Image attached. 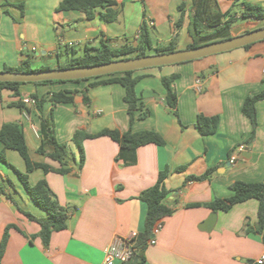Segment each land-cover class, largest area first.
Returning <instances> with one entry per match:
<instances>
[{
	"label": "crops",
	"instance_id": "obj_1",
	"mask_svg": "<svg viewBox=\"0 0 264 264\" xmlns=\"http://www.w3.org/2000/svg\"><path fill=\"white\" fill-rule=\"evenodd\" d=\"M64 0H0V72L19 68L30 61L33 68H56L62 62L83 57L101 42L113 48L137 46L140 28L147 22L154 46L176 38L177 50L192 43L189 35L192 0H112L113 6L98 8L89 19L85 13L59 10ZM185 4L184 19L180 6ZM22 5V8L20 7ZM223 14L235 19L232 37L246 34L264 24L247 15L248 7L264 10V0H218ZM112 18L106 21L104 16ZM154 51H150L153 54ZM137 93L150 116L130 123L124 101L125 89L119 84L90 90V104L76 96L75 104L53 108L54 136L71 152L66 175L41 169L28 174L32 186L45 179L60 205L69 214L67 229L54 232L44 245L41 227L21 211L43 219L47 214L31 200L13 168L0 161V243L8 229V241L0 264H103L105 249L116 240L131 238L145 229L147 205L139 199L154 187L159 174L169 169L165 181L170 192L167 204L173 216L161 222L154 244H148L145 264H257L264 255V225H259V202L248 200L229 212L207 207L215 199L232 196L230 186L238 181L264 183V100L257 103L258 126L252 134L250 120L243 113L245 100L264 91V41L250 48L210 56L201 60L141 70ZM178 75L173 84L178 95L180 121L166 103L164 77ZM201 80L203 91L196 89ZM90 83V82H89ZM87 84L26 85L21 96L12 91L0 93V130L8 123L22 127L33 162L60 164L38 153L40 112L30 109V120L12 106L18 101L45 96L60 90L81 91ZM24 103V102H23ZM52 106L45 103L44 110ZM218 117L217 131L202 136L196 126L198 116ZM104 129L155 131L164 146L146 145L135 152L133 163L120 158V147L112 139L87 140L83 147L85 163L72 142L77 131L98 134ZM245 145L236 164L230 158ZM47 153L53 151L45 145ZM132 157L131 154H127ZM6 159L25 173L26 163L13 150ZM211 175L204 181L186 182L190 176ZM216 213L210 228L209 221ZM140 264L135 253L128 264ZM121 264V263H117Z\"/></svg>",
	"mask_w": 264,
	"mask_h": 264
},
{
	"label": "trees",
	"instance_id": "obj_2",
	"mask_svg": "<svg viewBox=\"0 0 264 264\" xmlns=\"http://www.w3.org/2000/svg\"><path fill=\"white\" fill-rule=\"evenodd\" d=\"M112 0H64L59 10H76L86 14L89 19L93 18V12L98 8H105L113 6ZM22 8V5L20 6ZM185 4L180 6L182 17L176 24L179 29L183 24ZM248 14L254 16L257 20H264V10L260 7H248ZM191 21L189 24V35L192 43L187 49H194L208 44L219 41H225L232 38V27L235 24L233 17H228L223 14L218 7V0H192L191 6ZM106 21H110L108 15L104 16ZM264 28V24L257 29ZM252 30V31H254ZM250 31V32H252ZM249 33V32H248ZM254 45V44H253ZM252 45L245 47L250 48ZM150 51H154L150 54ZM178 51L176 38L172 39L165 45L154 46L148 24L144 21L140 28V36L137 46L123 45L118 48H113L105 42L96 49L88 50V53L80 58L71 59L66 62V65L60 64L56 68H76V67H89L97 66L105 63H110L117 60H128L132 58L146 57L149 55H160ZM54 69L48 66H40L33 68L30 61H25L19 68L6 67V72H36ZM139 71L112 74L97 78H90L77 81H47L39 83H0V93L4 90L12 91L14 97L21 96V87L26 85L34 86H47L54 84H87L81 91L78 90H60L50 92L45 96L32 95L36 100V108L40 112L41 124L39 128V135L42 140V146L38 150L41 156L46 159L57 162L60 168H55L46 162L36 163L33 162L29 149L25 142L24 131L22 127L15 123L5 124L0 130V161L7 164L15 170L24 188L29 194L31 200L47 216L43 219H37L29 213L20 209V211L28 217L30 221L37 222L41 227L40 237L44 245H49L50 238L54 232H60L67 229L69 214L66 208L62 207L51 191L48 182L43 179L36 185L32 186L29 182L28 174L34 170L41 169L45 174L57 173L66 175L70 169L68 168V161L71 158V152L67 144L58 143L54 136V123H53V108L58 105L75 104L76 96L81 93L84 103L90 104L89 93L90 90L102 85L119 84L125 89L124 101L128 107V114L131 125L136 120H144L150 116V111L147 110L137 93V86L142 80V76L137 75ZM178 75L171 77H164L162 85L166 90V103L171 109L176 118L179 119L178 114V95L173 87L174 82L178 79ZM90 82V83H89ZM264 100V91L258 95L248 97L243 105V113L250 120L252 125V134L258 126V113L257 103ZM45 103L52 106L50 111L44 110ZM12 106L20 109L22 112L30 113V109L22 101H18ZM218 117H206L199 115L196 126L202 136H209L214 134L218 128ZM101 137H108L116 142L120 147V158H123L130 163L135 162V152L137 149L146 145L155 144L164 146L165 141L155 131L133 132L128 131L121 133L118 130L104 129L98 134H88L84 131H77L73 137L72 142L76 146L80 155V164L78 168L81 170L85 163V151L83 144L87 140L98 139ZM51 144L53 151L47 153L45 145ZM13 150L19 153L26 163V172L22 173L10 165L6 159V151ZM132 157H127L131 154ZM212 170H208L201 176H190L186 182L191 181H204L209 178ZM169 176V169L162 171L159 174L156 185L144 192L139 196V199L147 205V213L145 219V229L142 233L135 238L136 254L140 258V264H145V251L149 242L153 239V232L157 224L161 223L165 218L173 216L176 212L175 209L167 204L170 192L166 189L165 181ZM232 196L225 199H215L207 207L214 212H229L234 206L244 203L248 200L255 199L259 202V225H264V183H245L238 181L230 186ZM0 193H4L3 187L0 184ZM8 229L6 230L1 243H0V263L5 253L6 244L8 241Z\"/></svg>",
	"mask_w": 264,
	"mask_h": 264
},
{
	"label": "water",
	"instance_id": "obj_3",
	"mask_svg": "<svg viewBox=\"0 0 264 264\" xmlns=\"http://www.w3.org/2000/svg\"><path fill=\"white\" fill-rule=\"evenodd\" d=\"M264 41V28L232 37L194 49L175 51L167 54L149 55L146 57L117 60L97 66L76 68H54L36 72H0V83H39L47 81H77L97 78L112 74L141 71L152 68L172 66L193 62L210 56L245 48L249 45ZM216 221L214 213L209 221L210 228ZM138 258L135 257L133 264Z\"/></svg>",
	"mask_w": 264,
	"mask_h": 264
},
{
	"label": "built area",
	"instance_id": "obj_4",
	"mask_svg": "<svg viewBox=\"0 0 264 264\" xmlns=\"http://www.w3.org/2000/svg\"><path fill=\"white\" fill-rule=\"evenodd\" d=\"M196 89L199 93L203 91V85L201 80H197V86ZM27 107H35L36 106V100L33 98H27L26 100L23 101ZM25 118L27 120H30L29 114L24 111L23 112ZM37 135L36 130H34ZM246 146L241 145L239 146L233 156L230 158L231 164H236L238 159L241 157V154L245 152ZM161 223L157 224L154 232H153V239L149 242L150 244L155 243V237L159 234L161 230ZM135 238L136 236H133L131 238H126V239H119L116 240L113 244L109 245L105 249V259L103 264H128L132 261L133 256L136 252L135 249ZM257 264H264V255L257 261Z\"/></svg>",
	"mask_w": 264,
	"mask_h": 264
},
{
	"label": "rangeland",
	"instance_id": "obj_5",
	"mask_svg": "<svg viewBox=\"0 0 264 264\" xmlns=\"http://www.w3.org/2000/svg\"><path fill=\"white\" fill-rule=\"evenodd\" d=\"M63 65H66V62H62Z\"/></svg>",
	"mask_w": 264,
	"mask_h": 264
}]
</instances>
